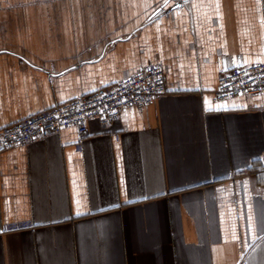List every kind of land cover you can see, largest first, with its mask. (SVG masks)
I'll use <instances>...</instances> for the list:
<instances>
[{"label":"crops","instance_id":"obj_1","mask_svg":"<svg viewBox=\"0 0 264 264\" xmlns=\"http://www.w3.org/2000/svg\"><path fill=\"white\" fill-rule=\"evenodd\" d=\"M257 62L264 0H0V128L154 63L168 88L0 152V227L31 223L0 264H264V95L214 100Z\"/></svg>","mask_w":264,"mask_h":264},{"label":"built area","instance_id":"obj_2","mask_svg":"<svg viewBox=\"0 0 264 264\" xmlns=\"http://www.w3.org/2000/svg\"><path fill=\"white\" fill-rule=\"evenodd\" d=\"M165 68L162 63L147 65L108 87L83 94L70 101L40 111L0 128V152L27 145L63 129L73 127L79 135L88 130L91 119L104 126L118 120L127 109L142 110L166 94ZM264 95V62L236 65L223 71L214 90V100ZM80 141L78 149H80ZM31 227L29 222H14L0 227L8 232Z\"/></svg>","mask_w":264,"mask_h":264},{"label":"snow or ice","instance_id":"obj_3","mask_svg":"<svg viewBox=\"0 0 264 264\" xmlns=\"http://www.w3.org/2000/svg\"><path fill=\"white\" fill-rule=\"evenodd\" d=\"M257 99H259V97ZM257 106L258 107H264V105H257ZM246 107H247V105H237V104L233 103L231 105V108H229V106L227 104H222V105H217L214 109H209V110H214V111H221V110L228 111V110H236V109H239V108H246ZM73 183L75 184V180L73 181ZM158 194H163V193H158ZM150 198H151V196H149V195H145V196H142L141 197V199H150ZM125 202L126 203H130L132 201L126 200ZM76 204H77V212H76V215H83V214H85V213H83V212H81L79 210V208H80V201L79 200L76 201ZM119 206H120L119 204H116V205H111L110 207H119ZM248 220H249L250 225H251V223H252V217L249 216L248 217ZM0 231H7V229L0 230Z\"/></svg>","mask_w":264,"mask_h":264}]
</instances>
